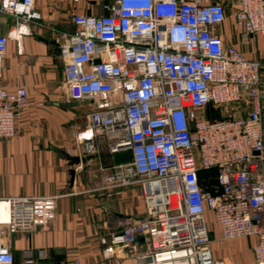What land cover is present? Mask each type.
<instances>
[{
    "label": "built area",
    "instance_id": "obj_1",
    "mask_svg": "<svg viewBox=\"0 0 264 264\" xmlns=\"http://www.w3.org/2000/svg\"><path fill=\"white\" fill-rule=\"evenodd\" d=\"M32 5L0 0V12L27 23L37 17ZM230 6L243 44L264 37V0ZM107 10L73 14L74 31L57 35L67 97L88 107L77 128L84 155L98 156L99 140L110 155L128 153L105 184L136 186L144 202V216L110 236L104 255L134 253L142 239L146 251L135 255L136 264H226L213 254L212 225L219 241L254 240L251 262L234 257L232 264H264L262 64L224 44L223 3L114 0ZM26 33L16 26L0 35V63L10 38ZM26 105V88L8 90L0 72V141L13 140ZM209 107L217 118H207ZM56 199L0 198V264H16L10 235L47 226ZM20 256V264H50L43 250Z\"/></svg>",
    "mask_w": 264,
    "mask_h": 264
},
{
    "label": "crops",
    "instance_id": "obj_2",
    "mask_svg": "<svg viewBox=\"0 0 264 264\" xmlns=\"http://www.w3.org/2000/svg\"><path fill=\"white\" fill-rule=\"evenodd\" d=\"M113 1L33 0L37 17L27 23L0 12V35H12L16 26L27 32L18 41L10 38L0 63L1 85L8 90L24 86L27 91V105L16 120L15 137L8 144L0 141V198H57L47 226L29 235H10L15 256L32 249L43 250L50 264H136L135 255L146 251L145 242L139 239L134 253L127 248L117 249L112 256L103 253L110 236L145 213L136 186H106L105 178L115 164L104 140H99L98 156L88 157L76 167H70L67 160V156L86 157L77 128L86 122L88 107L67 97L57 35L74 31L73 14L106 15ZM209 1L226 6L227 18L219 27L224 44L259 61L264 69V37L251 36L243 44L230 16L232 0ZM207 118L215 119L214 115ZM71 169L75 177L70 187ZM211 230L212 242L222 244H211L217 260L232 264L236 257L242 263L251 262L252 238L222 242L216 228Z\"/></svg>",
    "mask_w": 264,
    "mask_h": 264
},
{
    "label": "water",
    "instance_id": "obj_3",
    "mask_svg": "<svg viewBox=\"0 0 264 264\" xmlns=\"http://www.w3.org/2000/svg\"><path fill=\"white\" fill-rule=\"evenodd\" d=\"M112 159H113V162L115 165L127 162L128 161V153L124 152V153L114 154L112 156ZM67 160L69 162L68 165L70 167H76V166H79L80 164L85 163L87 160H89V158L88 157L81 158V157H69V156H67ZM69 175H70L69 185L71 187L73 184L74 177H75V170L74 169L69 170Z\"/></svg>",
    "mask_w": 264,
    "mask_h": 264
},
{
    "label": "trees",
    "instance_id": "obj_4",
    "mask_svg": "<svg viewBox=\"0 0 264 264\" xmlns=\"http://www.w3.org/2000/svg\"><path fill=\"white\" fill-rule=\"evenodd\" d=\"M206 115H214L215 118L218 117V114L216 113V111H214L211 107H209L207 109ZM208 174H211L212 175L214 173L213 172H209ZM213 184H214V180L212 179V180H210L208 182V189H211L210 187L213 186ZM15 260H16V256H15Z\"/></svg>",
    "mask_w": 264,
    "mask_h": 264
},
{
    "label": "rangeland",
    "instance_id": "obj_5",
    "mask_svg": "<svg viewBox=\"0 0 264 264\" xmlns=\"http://www.w3.org/2000/svg\"><path fill=\"white\" fill-rule=\"evenodd\" d=\"M211 228L213 229V231H214V226H212L211 225ZM211 239H213V235L211 234V237H210ZM239 242V241H238ZM246 245H248L249 244V241L247 240V239H245L244 241H243ZM212 246H222V244L221 243H219V242H217V241H213L212 242ZM20 262H21V256H16V264H20Z\"/></svg>",
    "mask_w": 264,
    "mask_h": 264
}]
</instances>
